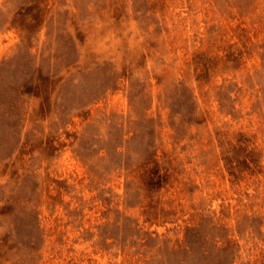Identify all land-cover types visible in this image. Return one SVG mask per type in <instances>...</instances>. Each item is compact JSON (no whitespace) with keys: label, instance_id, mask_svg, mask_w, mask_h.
<instances>
[{"label":"rangeland","instance_id":"1","mask_svg":"<svg viewBox=\"0 0 264 264\" xmlns=\"http://www.w3.org/2000/svg\"><path fill=\"white\" fill-rule=\"evenodd\" d=\"M0 264H264V0H0Z\"/></svg>","mask_w":264,"mask_h":264},{"label":"trees","instance_id":"2","mask_svg":"<svg viewBox=\"0 0 264 264\" xmlns=\"http://www.w3.org/2000/svg\"><path fill=\"white\" fill-rule=\"evenodd\" d=\"M14 19H15V18H13V21H12L13 23H12V24H14ZM14 25H16V24H14ZM20 27H22V28H24V29H25V30H23V31H24L23 33H25V34H26V36L29 34L28 32H30V31H31V30H30V29H31V26H29V25H26V24H25V25H23V26H20Z\"/></svg>","mask_w":264,"mask_h":264}]
</instances>
